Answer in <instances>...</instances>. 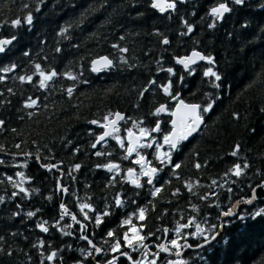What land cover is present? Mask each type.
Returning a JSON list of instances; mask_svg holds the SVG:
<instances>
[{
  "label": "trees",
  "instance_id": "1",
  "mask_svg": "<svg viewBox=\"0 0 264 264\" xmlns=\"http://www.w3.org/2000/svg\"><path fill=\"white\" fill-rule=\"evenodd\" d=\"M220 3L231 10L219 19L211 10ZM150 4L0 0V39L11 41L0 54V264H133L129 256L165 236L190 245L215 238L185 251L181 264H264V215H254L264 209V0H175L164 13ZM16 19L21 23L13 26ZM192 50L213 63L186 70L175 63ZM100 55L113 63L96 73L91 61ZM37 64L58 73L44 88ZM209 68L221 79L205 76ZM29 98L32 107L25 106ZM180 98L199 104L203 122L172 150L164 137ZM208 103L212 110L202 113ZM115 112L124 119L96 145L105 117ZM141 129L146 137L136 156L159 169L151 184L140 172L138 183L126 176L132 164L124 133ZM52 164L57 168L48 169ZM236 164L248 165L240 176ZM256 187L250 205L224 215ZM132 229L144 240L129 247L124 236ZM89 240L102 250L95 260Z\"/></svg>",
  "mask_w": 264,
  "mask_h": 264
},
{
  "label": "snow or ice",
  "instance_id": "2",
  "mask_svg": "<svg viewBox=\"0 0 264 264\" xmlns=\"http://www.w3.org/2000/svg\"><path fill=\"white\" fill-rule=\"evenodd\" d=\"M233 2H234L235 4H243V3H244V0H233ZM151 6H152L153 8H157V9H159L161 12H163V11H165V8H168V9H174V8H175V0H172L171 3H167V4L164 3V0H152V5H151ZM25 7H27V5H25ZM230 10H231V9L226 5V3H220L218 7H214V8H212V10H211V14H212L213 16H216L217 18H223L224 14L227 13V12H229ZM26 21H27V23H29V24L32 23V15H31V14H29V15L26 17ZM11 23H12L13 26H17V25H19V24L21 23V21H20L19 19H16V20H13ZM210 26H214V25H210ZM188 31H189V32L192 31V28H191L190 26L188 27ZM14 38H15V37H13V39H14ZM163 42H164L165 44H167V43H168V40L165 39ZM10 43H11L10 40H0V52H4V51H5V45H8V44H10ZM114 47H117V46L114 45ZM119 50H120L121 52H127V51H128L126 48H120ZM57 51L59 52L60 49H57ZM25 55H27V53H25ZM193 57H199L200 60H205V59H207L209 63H213V59H212V57H205V56H202V55H200V53H198V52H193ZM101 59L103 60V63H104V66H105V67H110V66L112 65V63H113V61L110 60V59H108L107 57H103V58H101ZM122 59H123V58H122ZM189 59H191V58H189ZM178 62H179V63H185L184 60H180V61H178ZM97 63H99V61H95V60L93 61V65H96ZM12 67L14 68L15 65H13ZM35 67H36V69L38 70V72H39V76H40V84H39L40 88H44V87L46 86V82H47V81L51 80L53 77H55V76L58 75V73H57L55 70L51 71V72L48 73V74H45L44 71H41V70H40V69H41V66H40L39 64H37ZM185 67H186V68L188 67V65H187L186 63H185ZM10 70H11V69H8V68L3 69V71H5V72L10 71ZM97 70H98L97 68H95V67L93 68V71H97ZM168 71L171 72L172 70H171V69H168ZM204 75H205V76H213V77H215V79H216L217 81L221 79V77H220L216 72L212 71L211 68H209V69L204 73ZM69 78L75 79V77H71V76H69ZM0 79H2V77H0ZM19 79H20L22 82L25 81V80H27V81H29V82L32 81V77H31V76H28V77L20 76ZM153 83H154V82H153ZM218 86H219V85H217V87H218ZM170 87H171V85H169V86H167V87L164 88V91H165L166 94H170V93H169V88H170ZM9 91H11V89H9ZM67 92H68L69 95H71V93H72V88H68V89H67ZM173 98H175V97L173 96ZM29 100H30V103H26V105H25L26 107H32V105H34V104L36 103V101H35V100H32L31 98H29ZM181 104H183L182 101H181ZM185 107L189 108V109H190L192 112H194V113L196 112V110H197L198 108H200L199 105H190V106H185ZM212 108H213V104H212V103H208L206 107L201 108V112H202V113L209 112L210 110H212ZM164 110H165V106H164V105H161L160 108H158L156 111H157V113H159V112L164 111ZM262 111H264V109H262ZM234 116H235V118L239 119V114H238V113L234 114ZM116 117H117V119H121V118H122V117L120 116L119 113L116 114ZM107 119H108V117L106 116V117H105V120H107ZM202 122H203V121H202V116H201L200 114H196L195 117H194V122H193L191 125H186V126H185V127H186V131H182V132H180L179 134H177V133L174 132V133H172V134L166 135V136L164 137V141H165V143L169 145V148H170V149H172V150H176V149L178 148V145L180 144V142H181V141H184V140H187L188 137H189L193 132L197 131L198 125H199L200 123H202ZM91 123L95 124V123H97V121H92ZM112 123L114 124L115 121H113ZM174 123H175V122H174ZM3 124H4V121H3V120H0V125H3ZM155 131H159V124H157V127H156ZM141 132L143 133V132H144V129H141ZM104 135L106 136V135H108V133L106 132ZM129 135H131V133H129ZM99 139H100V140H103V139H104V136H101ZM118 142H119V141H118ZM148 146L151 147V145H148ZM17 147H19V145H17ZM93 147H95V145H93ZM238 150H239V145L236 146V151H233V152H232V155H233V156L237 155ZM134 151H135V148H134V147H131V146H130V147L128 148V154H129V155H131L132 152H134ZM97 155H100V153H97ZM143 159H144V158L141 157V159H140V160H137L136 163L139 164V163L141 162V160H143ZM169 160H170V157H169ZM42 166H43V165H42ZM75 167L78 169L80 166H79V165H76ZM106 167H108V170L111 171L113 168L117 167V165H108V166H106ZM174 167H175V168H179L180 165L176 164V165H174ZM196 167L199 168L200 165L197 164ZM246 167H248L247 164H244L243 166H241L240 164H236V165H234V172H233V174L236 175V176H240L241 173H242V169H243V168H246ZM158 170H159V169H157V168H151L148 172H145V173H144V175L149 176V180H148V183H149V184L152 183L151 176L154 175ZM131 171H132V170L129 169V172H130V173H131ZM17 175H19V176H23V173H17ZM9 179L11 180V177H9ZM14 186H15V185H14ZM137 186H139V185H137ZM19 190H20V192H25V189H24V188H20ZM159 191H160V189L157 188V189L155 190V192H153V195H155V193H156V192H159ZM16 194H17L16 192H13V196H15ZM254 198H255V196H253V199H254ZM2 199H3V198L0 197V200H2ZM116 202H117V204H119V203H120L119 199H118ZM251 202H252L251 200L247 201V203H251ZM62 207H63V206H62ZM89 207H90V206H89L88 204H83V205H81V208H82V209H84V208H89ZM140 214H141V219H143V209L140 210ZM27 215L31 217V216L34 215V213H33V212H28ZM104 215H107V213H105ZM224 215H225V216L232 215V212H231V211H229V212H225ZM254 215H255V216H261V215H264V209L259 210V211L256 212ZM86 218H87V217H86ZM73 219L75 220L76 217H73ZM96 223H97L98 225H99L100 223H102V220H101L100 216H97V217H96ZM125 223H129V221H125ZM38 227H40L41 230L44 231V232H47V231H48V229H47L46 227H44L43 225H38ZM197 230L200 231L199 226H197ZM134 232H135V230H134ZM108 236H110V237L113 236V232L110 231V232L108 233ZM83 238H84V239H87L86 236L83 237ZM134 238H135V240H137V241H139V242H142V241L144 240V237H141V236H134ZM212 238H214V237H212ZM208 239H209L208 237H205V241H206V242H207ZM124 240L127 242V245H128L129 247H134V245H133V239H130V238L128 237V234H127V233H125ZM41 243H42V242H41ZM88 243L91 245V244H92V241L89 240ZM171 244H172L173 246H177V241H176L175 239H173V240L171 241ZM120 247H121L120 242L117 241V243L113 246L112 251H113V252H116V251L119 250ZM144 247H147V245H144ZM160 247H161V250H162V251H167V250H168L167 248H164V246H162V245H161ZM93 248H94V250H95L97 253H99V252L101 251L100 248H96L94 245H93ZM121 254H122V255H127V253H121ZM9 255H11V253H9ZM55 255H56V253L53 252L52 254H50V255L47 256V259H48L49 261H51ZM128 258H129L130 260H132V257L129 256ZM108 264H114V260H113V261H109ZM133 264H142V262H141V261H133ZM151 264H157V262H156L155 260H153V261H151Z\"/></svg>",
  "mask_w": 264,
  "mask_h": 264
},
{
  "label": "water",
  "instance_id": "3",
  "mask_svg": "<svg viewBox=\"0 0 264 264\" xmlns=\"http://www.w3.org/2000/svg\"><path fill=\"white\" fill-rule=\"evenodd\" d=\"M172 0H164V3L167 4V3H171ZM152 5V0H151V4L150 6ZM152 7V6H151ZM153 8V7H152ZM157 11H159L160 13H164L166 12L167 10H171V9H168V8H165V11L161 12L159 9L157 8H153ZM226 14V13H225ZM220 19V18H219ZM0 40H8V39H5V38H2ZM193 52H198L200 53V55L203 56V54L197 50H192L191 52H189L187 55H182L180 57H176L175 58V63L182 67L184 70H186L188 67H192L194 65H196L198 62H201V61H208L207 59L205 60H200L199 57H193ZM3 52H0V54H2ZM103 57H107L108 59H110L107 55H100L98 57H95L92 61H91V68L93 70V68H97L98 70L97 71H94L96 73H98L99 71H101L102 69H107L109 67H105L104 66V63H103V60L101 58ZM191 58V59H189ZM99 61V63H97L96 65H93V61ZM111 60V59H110ZM180 60H184L185 63L188 65V67L186 68L185 67V63H179L178 61ZM181 101L183 102V104H181ZM190 105H199L197 103H191V102H187V101H184L183 99H178L174 105H173V108L171 110V117H170V130L168 132L167 135L169 134H172V133H177L179 134L180 132L182 131H186V125H191L193 122H194V117L196 114H200V108H198L196 110V112H192L189 108L185 107V106H190ZM164 111H161L159 112L160 114H162ZM119 113L120 116L122 117L121 119H117L116 117V114ZM201 115V114H200ZM125 115L124 113L122 112H115L110 118H108L105 123L103 124L102 126V131L101 133L96 137L95 139V144L96 145H99L103 142H105L110 136L113 135L116 127L119 125V123L124 119ZM115 121V123L113 124L112 122ZM202 121H203V118H202ZM175 122V123H174ZM202 123H200L198 125V128H197V131L193 132L189 137H192L194 136L198 130L200 129ZM108 133V135H104L105 133ZM129 133H131V135H129ZM101 136H104V139L103 140H100L99 138ZM146 137V135H144L143 133H136L134 132L133 130L131 131H128L126 134H125V141L128 143V148L131 146V147H136L140 144V141L143 140L144 138ZM188 137V138H189ZM144 159L141 160V163L142 165H145L146 163V156H142ZM109 165H114V164H109ZM58 164H52L51 166L48 167V169H55L57 168ZM108 166V165H107ZM108 169V167H106ZM149 170L151 169L150 166H148ZM131 173L129 172V170L127 171V175L128 177L130 178V182L132 183L133 180H132V176L134 174V170L131 169ZM148 170V171H149ZM152 177V176H151ZM258 187L254 188L252 190V193H251V196L249 197V199H243L241 201H237L234 203V206L233 208L231 209V212L235 211L237 209V206L238 205H250L254 200L255 198L253 199V196H255V193H256V189ZM66 192V189H63V193L65 194ZM251 200L252 202L251 203H247V201ZM165 241H166V238L163 239V244H165ZM89 244V243H88ZM93 242L92 244L89 246L91 248H93ZM97 248V247H96ZM102 251H100L99 253H97L96 251H94V260H95V257L100 254ZM167 251H163V254H166Z\"/></svg>",
  "mask_w": 264,
  "mask_h": 264
},
{
  "label": "flooded vegetation",
  "instance_id": "4",
  "mask_svg": "<svg viewBox=\"0 0 264 264\" xmlns=\"http://www.w3.org/2000/svg\"><path fill=\"white\" fill-rule=\"evenodd\" d=\"M138 147H139V145L135 147V151L132 152L131 155H129L127 153L128 160H129L130 164H132V166L127 168L126 170H128V169L134 170V174L132 176V179H133V182H135V183L137 182V175L139 172L141 173L140 175L142 178L149 180V176L144 175V173L148 172V170H149L148 161H146L145 165H142L141 162L139 164L136 163V161L140 160L142 156H145V155H141L140 157L136 156V149ZM127 149H128V147H127ZM115 165H117V164H115ZM150 167L155 168V167H152L151 165H150ZM153 176L154 175H152L151 179H153ZM127 177H128V175H127ZM172 236H173V234H172ZM164 238H166L165 244L162 243ZM164 238L158 244H155V245L146 244L147 247H143L141 250L138 251V256L136 258V261L142 262L143 260H145V263H146V262H151V261L155 260L158 264H163V263H165L164 261H166L167 259H169L171 257H177L181 260V256L185 251L195 250V249L201 248L205 243L215 239V238H210L209 240H207V242H202V243L197 244V245H190V244H187L185 241H183V242L177 244V246H173L171 244V241H167L166 236ZM161 245L164 246V248L168 249L166 254H163V251L161 250V247H160ZM92 250L94 251L93 248H92Z\"/></svg>",
  "mask_w": 264,
  "mask_h": 264
},
{
  "label": "rangeland",
  "instance_id": "5",
  "mask_svg": "<svg viewBox=\"0 0 264 264\" xmlns=\"http://www.w3.org/2000/svg\"><path fill=\"white\" fill-rule=\"evenodd\" d=\"M128 131H129V130H126V131H125L124 136H125L126 132H128ZM115 140H116V141H119V138L115 137ZM139 157H140V156H139ZM139 157H138V158H139ZM134 230H135V229L130 230V232H129V234H128V237H129L130 239H133V241L135 240L134 236H138L137 231L135 230V232H134ZM125 243L127 244L126 241H125ZM131 261H135V259H132ZM164 262H165V263H163V264H181V260H180L179 258H177V257H171V258L167 259V260L164 261ZM142 264H151V262H146V263H145V260H143V261H142Z\"/></svg>",
  "mask_w": 264,
  "mask_h": 264
},
{
  "label": "bare ground",
  "instance_id": "6",
  "mask_svg": "<svg viewBox=\"0 0 264 264\" xmlns=\"http://www.w3.org/2000/svg\"><path fill=\"white\" fill-rule=\"evenodd\" d=\"M118 126H119V125H118ZM117 128H118V127H117ZM117 128H116V129H117ZM259 188H260V187H259Z\"/></svg>",
  "mask_w": 264,
  "mask_h": 264
}]
</instances>
